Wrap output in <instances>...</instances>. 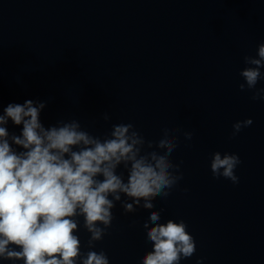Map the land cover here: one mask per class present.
Masks as SVG:
<instances>
[{
	"label": "clouds",
	"instance_id": "1",
	"mask_svg": "<svg viewBox=\"0 0 264 264\" xmlns=\"http://www.w3.org/2000/svg\"><path fill=\"white\" fill-rule=\"evenodd\" d=\"M243 63L239 90L251 92L253 101L264 100V87L257 88L264 79V42L255 56L244 55ZM45 107L46 102L26 100L9 103L0 113V261L110 264L103 250L94 249L108 234L118 203L125 214L139 208L149 212L142 227L152 249L140 264L191 259L197 246L185 221L161 223L163 209L153 210L154 201L166 200L184 178L181 164L171 159L182 130L165 127L161 138L151 141L132 123L112 124L103 136L92 134L77 119L45 127L40 120ZM102 118L111 120L107 112ZM9 120L22 125L19 135L9 133ZM252 123L251 118L235 122L232 137ZM183 136L190 141L193 132L183 131ZM240 164L238 154L217 151L210 171L215 179L238 184ZM80 218L89 234L86 252L77 235Z\"/></svg>",
	"mask_w": 264,
	"mask_h": 264
}]
</instances>
